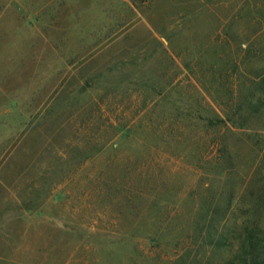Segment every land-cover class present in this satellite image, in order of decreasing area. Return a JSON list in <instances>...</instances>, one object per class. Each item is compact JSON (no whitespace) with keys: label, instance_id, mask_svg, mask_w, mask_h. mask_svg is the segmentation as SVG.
Returning <instances> with one entry per match:
<instances>
[{"label":"rangeland","instance_id":"374dc122","mask_svg":"<svg viewBox=\"0 0 264 264\" xmlns=\"http://www.w3.org/2000/svg\"><path fill=\"white\" fill-rule=\"evenodd\" d=\"M253 230L264 0H0V264H236Z\"/></svg>","mask_w":264,"mask_h":264},{"label":"trees","instance_id":"16d2710c","mask_svg":"<svg viewBox=\"0 0 264 264\" xmlns=\"http://www.w3.org/2000/svg\"><path fill=\"white\" fill-rule=\"evenodd\" d=\"M162 55L165 57L168 63H171L174 67H177L174 60H172L170 55H168L167 51H165L163 47ZM181 87L182 86L180 85V83L176 82L173 88L179 90ZM164 96V93H161L159 95L161 100H164ZM197 110L198 112L185 109H182L181 111L176 110V114L179 115L178 118L181 117V119H183L187 123L193 120L192 127L194 131H197V133H200L207 128L216 129L226 122V120L220 118L213 110L209 108L206 111V118H204V116L201 114L202 110L200 108H198ZM177 129L180 133H183L182 127H177ZM175 139L178 141L177 143H175L176 146L182 147V151L184 149L187 150L186 143L183 139L177 137ZM196 142L197 145L195 146V149L199 150V140H197ZM188 151V157L194 158L193 151L190 149ZM147 177L149 179L152 178L150 175H148ZM236 260V264H264V239H261L257 235H255V230H253V232L249 233L248 236H246L239 242L238 256Z\"/></svg>","mask_w":264,"mask_h":264}]
</instances>
